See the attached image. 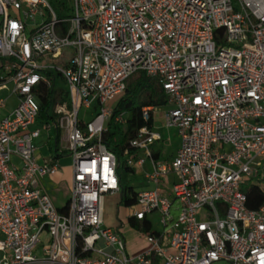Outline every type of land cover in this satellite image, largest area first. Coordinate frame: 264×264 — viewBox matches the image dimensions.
<instances>
[{"label":"built area","instance_id":"obj_1","mask_svg":"<svg viewBox=\"0 0 264 264\" xmlns=\"http://www.w3.org/2000/svg\"><path fill=\"white\" fill-rule=\"evenodd\" d=\"M51 1L0 0V88L17 96L7 111L0 97V264H264V201L249 208L241 189L252 179L264 192V0H65L59 11ZM138 71L162 87L180 143L157 161L161 135L142 125L123 151L125 165H151L129 216L160 224L138 229L148 247L132 255L103 224L122 161L102 134ZM57 76L62 102L43 93ZM52 127L71 158L64 212L43 183L55 159L36 157Z\"/></svg>","mask_w":264,"mask_h":264},{"label":"trees","instance_id":"obj_2","mask_svg":"<svg viewBox=\"0 0 264 264\" xmlns=\"http://www.w3.org/2000/svg\"><path fill=\"white\" fill-rule=\"evenodd\" d=\"M54 75V74H53ZM55 90L43 91L44 94L52 95ZM43 98H45L43 96ZM167 104V97L160 84L152 78L145 75L144 72L138 71L131 75L126 81L124 92L116 99L112 108V114L107 122V129L102 134V140L107 148L114 152L119 158L123 157V151L127 147L128 142L135 135L136 131L142 125H152V115L148 121H145L141 115V109L147 106H164ZM121 113H125V121L120 124L115 117ZM125 170L131 173L133 168L124 165ZM118 173L121 179V198L120 203L124 206L134 204L136 191L132 185L122 182V174L120 168ZM246 205L249 208L258 207L264 201V192L257 187L251 186L245 191ZM66 207L59 208L60 212H64ZM129 224L144 231H152L151 221L149 219L136 220L129 217Z\"/></svg>","mask_w":264,"mask_h":264},{"label":"rangeland","instance_id":"obj_3","mask_svg":"<svg viewBox=\"0 0 264 264\" xmlns=\"http://www.w3.org/2000/svg\"><path fill=\"white\" fill-rule=\"evenodd\" d=\"M51 1V0H50ZM65 0H59V1H51V5L54 9H56L57 11H59V9H62L64 4H61L62 2H64ZM62 13L65 15L70 14V9L67 7L64 8V10H62ZM55 71V70H54ZM56 72V71H55ZM10 89V87L8 88ZM55 93L56 91L58 92V96H64L66 93V87H65V83L64 81L61 79V77L57 76L55 79ZM3 93H6V91H4ZM164 111L165 107H160L159 110L156 111L155 117H154V123L158 126H160V132L163 135V141H161L160 143H155L154 145H152L153 148L155 149H159L160 155L162 158H171L178 145L180 142V138L177 135V130L174 127H169L166 128L163 126V120L161 119L162 114L159 113V111ZM84 112V109H82L80 111V116H83L82 113ZM35 143L38 144L39 140L36 139ZM123 159L124 157H121V165H120V173L122 174V182L124 184H128V185H132L135 191H139L141 189H144V187H146V185H144V181H143V176L142 173L138 172L136 174H131L128 173L125 168H124V163H123ZM70 160L71 158L67 156V158L62 161L63 162V167L62 169L58 170L57 172H55L54 174L50 175V179L51 181H53L55 184L60 185L61 188H68L71 184L72 181V168L70 165ZM252 179H249L247 181H244L241 184V189L243 191H246L247 189H249L252 184H253ZM150 187V186H148ZM51 191L53 190V187H50ZM61 201V200H60ZM119 196L118 195H106L103 199V218H104V224L106 226H115V224L117 222H122L123 225L127 222V215H129L132 211V207L130 206H124L123 204L119 203ZM58 203L60 204V202L58 201ZM117 206H118V213H117ZM152 228L154 230H158L160 229V224L158 221V218L156 216L152 217ZM127 230V231H126ZM124 232L126 234L125 240L126 238H131V233L128 231V229H124ZM139 237L141 238V240H143L141 242V244H143L144 242V238L141 234V232H138ZM129 249V248H128Z\"/></svg>","mask_w":264,"mask_h":264},{"label":"crops","instance_id":"obj_4","mask_svg":"<svg viewBox=\"0 0 264 264\" xmlns=\"http://www.w3.org/2000/svg\"><path fill=\"white\" fill-rule=\"evenodd\" d=\"M9 87H10V89H8ZM4 91H6V93H3ZM53 93H54V97L56 98L57 101L62 102V101L65 100V95L60 97V96H58V92L57 91H56V93H55V91ZM0 97L6 98V108L4 109V111H7V110L11 109L12 107H14V105L17 102V96L12 92V83L8 82V83L5 84L4 87L0 88ZM160 107H164V106H159L152 113L153 115H152V125L151 126H152L153 129L158 131L160 133V135H161V139L159 141H157V143H160L161 141L164 140L163 139V135L160 132V126H158V125H156L154 123V117H155L156 111L159 110ZM50 113H51V115H54L55 112H54L53 108L50 110ZM159 113L162 114L161 119L164 121V119H163L164 111L163 110L159 111ZM44 120H45V118H43V117H40L38 119L40 124L42 122H44ZM163 126L166 127L164 125V122H163ZM166 128H169V127H166ZM58 136H59V133L56 132L53 127L50 128V129H44L43 128L41 135L36 138V139L39 140V143L38 144L35 143L36 144V157H37L38 161L39 162H43V161H47L49 158H54L56 163H57V166H58L57 170L55 172H57L58 170L62 169V167H63V162L62 161H64L67 158V156L70 157L68 154L67 155L63 154L64 150H62L63 148L58 143V138H57ZM152 150H153V157L157 161L171 160L172 157L175 155V153H174V155L171 158L170 157L169 158H162L161 155H160L159 149H155V148L152 147ZM13 161L16 164L19 163V160L16 157L13 158ZM70 165H71V160H70ZM150 169H151V165H150L149 159H146L144 164H143V166L141 168H139L138 170L133 169L134 171H132L131 174H136V173L140 172V173H142V176H143V171L144 170L145 171L146 170H150ZM50 175H52V174H50ZM50 175H48V176H46L44 178V181H43L44 187H45L46 191L52 197L55 205L58 208H64L66 206V203H67L68 198H69L71 184L66 189L65 188H61L60 185L55 184L53 181H51ZM172 178H173L172 175L169 176V178H168L169 180H167L168 182H166L167 184H165L166 188H168V184H169V182H170V180ZM143 181H144V185H146V187H148V185L145 183L144 177H143ZM50 187H53L54 191H51ZM146 187H144V188H146ZM58 201L60 202V204L58 203ZM119 203H120V199H119L118 204ZM129 206L131 207V205H129ZM117 213H118V206H117ZM129 215H127V222L124 225H123L122 222L119 221V222H117L115 224V226H107V227H111V228H113L115 230H120V232L125 237H126V234L124 232V229H128V231L131 233V238H128V239L126 238V240H125L126 244H127V249L129 248L128 251H129L130 254L135 255V254H138V253L142 252L143 250H145L148 247V243L144 239L143 244H141V242L143 240H141V238L138 235V229L132 227L129 224V222H128V219L130 217ZM153 216H156V215L153 214L152 216H150L151 224H152V217ZM104 223L105 222H104V218H103V224Z\"/></svg>","mask_w":264,"mask_h":264}]
</instances>
